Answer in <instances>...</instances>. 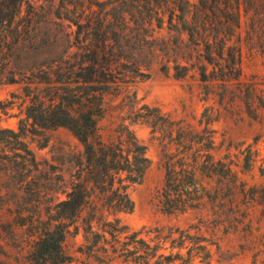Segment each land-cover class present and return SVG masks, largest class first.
I'll return each mask as SVG.
<instances>
[{"label":"trees","instance_id":"obj_1","mask_svg":"<svg viewBox=\"0 0 264 264\" xmlns=\"http://www.w3.org/2000/svg\"><path fill=\"white\" fill-rule=\"evenodd\" d=\"M242 7L262 22L264 0H0V78L8 74L10 83L23 81L30 99L19 131L0 129V174L29 186L39 163L25 141L27 133L65 128L83 148L69 162L70 181L61 176L67 199L26 223L37 230V240L23 264H68L63 244L70 225L80 220L87 234L93 233V223L103 222L109 229L104 231L119 242L127 228L119 227L118 216L134 210L129 189L143 181L151 166L147 147L132 130L137 124L149 125L162 147L163 211L173 215L200 209L199 176L216 175L205 171L213 160L212 130L196 133L147 105L136 110L137 98L128 89L149 79L158 59L162 72L173 70L177 79L196 69L203 83L238 80ZM165 28L187 36L185 48L178 41L171 46ZM174 49L182 52L170 55ZM226 52L229 73L216 59ZM124 94L130 124L122 123L117 138L108 142L99 126L106 98ZM201 161L205 170L199 169ZM50 184L49 179L39 182L43 201ZM137 236L129 238L148 247ZM128 253V263L156 255H140L138 248Z\"/></svg>","mask_w":264,"mask_h":264},{"label":"rangeland","instance_id":"obj_2","mask_svg":"<svg viewBox=\"0 0 264 264\" xmlns=\"http://www.w3.org/2000/svg\"><path fill=\"white\" fill-rule=\"evenodd\" d=\"M262 19L258 21L252 12L246 15L242 7L238 80L228 84L203 83L196 69L177 79L173 70L162 72L163 63L158 59L150 70V78L128 89L130 96L137 98L136 110L147 105L196 133H202L206 127L212 130L213 160L206 170L201 166L206 162L201 161L199 169L216 175L199 176L204 197L200 209L173 215L163 211L160 198L166 173L161 144L149 125H134L132 130L147 147L151 166L143 181L129 189L133 212L118 216L119 227L127 230L118 242L105 232L109 229H104L103 222L93 223L92 234L84 231L82 220L71 224L63 244L70 259L68 264H264V17ZM163 34L170 39L171 46L178 41L183 42L179 48H185L187 36L179 37L175 32L169 33L167 28ZM237 42V39L233 41ZM177 52L182 51L174 49L170 55ZM216 59L224 72L229 73V53ZM173 66L171 63L170 67ZM10 80L8 74L0 78V129L19 131L30 99L26 97L23 81L10 83ZM125 95L106 98L99 126L102 138L108 142L117 138L122 123L130 124V114L123 103ZM25 141L39 163L38 170L34 169L33 178L29 179V186L9 174H0V261L5 264H23L33 250L37 230L26 223L40 211L48 208L54 211L57 204L67 199L61 176L70 181L72 165L69 162L83 150L65 128L36 135L27 133ZM45 179L51 181L47 201L41 199L37 190L39 182ZM88 213L86 210L83 217ZM113 220L114 217L109 218ZM135 233L138 234L136 240L145 241L148 247H141L135 244V239L129 238ZM136 248L140 255H156L148 261L125 262L128 252Z\"/></svg>","mask_w":264,"mask_h":264}]
</instances>
